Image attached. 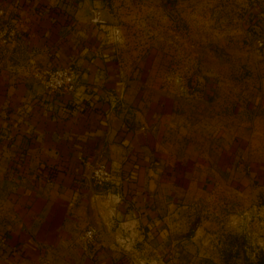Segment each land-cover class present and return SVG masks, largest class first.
<instances>
[{"label":"crops","instance_id":"1","mask_svg":"<svg viewBox=\"0 0 264 264\" xmlns=\"http://www.w3.org/2000/svg\"><path fill=\"white\" fill-rule=\"evenodd\" d=\"M150 1L161 5L128 12L127 21L171 24L175 0ZM88 5L118 25L83 21ZM0 9L19 32L0 61V233L5 234L0 264H40L47 257L55 264H79L82 253L74 246L79 233L99 213L108 230V211L135 228L144 246L115 251V235H104L101 225L104 248L94 264H137L132 260L139 257L140 264H199L205 240L199 224L191 234H167L168 222L160 218L165 205L159 202L167 191L161 185L178 175L179 193L188 191L181 180L187 172L182 164L188 157L181 150L185 131L194 136L232 128L264 135V0H179L185 29L181 25L180 33L192 35L196 58L191 61L199 76L194 93L177 95L164 91L156 75L171 52L154 43L144 53L127 47L126 27L108 0H0ZM179 58L184 67V53ZM31 60L49 69L74 65L77 91H46L26 67ZM174 124L179 125V160L169 154ZM100 160L115 168L121 187L92 182ZM46 169L55 175L47 178ZM210 178L200 192H215ZM95 198L106 202L95 204Z\"/></svg>","mask_w":264,"mask_h":264},{"label":"rangeland","instance_id":"2","mask_svg":"<svg viewBox=\"0 0 264 264\" xmlns=\"http://www.w3.org/2000/svg\"><path fill=\"white\" fill-rule=\"evenodd\" d=\"M108 1L111 3L112 12L116 16H120L122 24L127 28H124V32H122L127 47H138L139 52L144 53L147 46L151 45L153 48L152 44L154 43L155 46L160 47L158 50L164 48L171 52L168 65L163 67L161 72H156V75H161L164 91L177 95L180 92H186L185 90H191L193 85L198 86V79H195L199 76L196 75L197 67L191 61L194 54L190 48L193 43L192 35L189 32L180 33L181 25V29H185L182 22H179V0H175L174 7L169 8V15L173 20L171 24L169 22L154 23L152 19L149 21L135 19L130 24L126 19L128 12L142 13L144 9L141 6L145 7L150 4L155 7L161 3L150 0H146L149 1L148 4L141 2L142 0L137 3L132 0ZM182 53L186 57V62L183 63L184 67L181 66L182 60L179 58ZM181 78L184 79L180 80ZM174 100L176 101V99ZM176 103L179 107V100ZM181 107L183 105L179 108ZM173 119L179 121V116H175ZM169 133L170 137L167 136V138L171 139L170 143H174L170 148L173 151L169 150V154L171 158L177 157L179 160V125L174 124ZM183 134L185 145L181 150L184 151L188 159L185 158V163L182 164L187 172L181 180L184 181V186L188 191L179 193V187H176L179 186L177 185L179 183L178 175L169 185L162 182L161 186L167 193H163L159 197V202L165 205L166 215L164 212L160 218L168 222L167 234L172 237H179V233H183V231L191 234L199 224L200 233L205 237V240L200 243L201 259L199 264H264V244L260 243L264 240L263 133L259 131L257 134L254 131L231 128L213 132L200 130L194 136L191 131H185ZM208 176H211L210 179L215 182V192L211 195L200 192V184L203 180H207ZM115 183H119V185L114 184L116 188L121 187L119 179ZM154 183L160 187L158 179ZM105 202L106 199H94L95 204L104 205ZM108 212H111L110 219H112L110 227H108L109 231L106 230L100 213L97 215L98 217L90 218L88 226L84 229L86 230L90 226L97 229L95 243L85 246L79 242V236L84 230L79 233L74 246L81 251L83 261L87 260L91 264L98 262V254L104 248L101 239L102 232L99 229L101 225L104 228V235L114 234L116 237L113 242V250L124 254L142 250L144 245L142 241H137L135 228L117 222L114 212ZM0 238L1 241L5 238L4 232L0 233ZM168 245L175 247L177 244L168 243ZM155 247V245H151V252ZM137 256L139 257V255ZM139 258H135L132 262L140 264L142 260L141 257ZM45 261L55 264L53 258L47 257ZM83 261L80 259L79 264H82ZM151 264L156 263L152 262Z\"/></svg>","mask_w":264,"mask_h":264},{"label":"built area","instance_id":"3","mask_svg":"<svg viewBox=\"0 0 264 264\" xmlns=\"http://www.w3.org/2000/svg\"><path fill=\"white\" fill-rule=\"evenodd\" d=\"M5 19L6 13L3 9H0V61L2 56L7 53L9 47L15 43L19 37L17 27L12 22H8ZM261 22L264 25V11L261 15ZM26 67L30 69L32 77L46 91L52 93H75L79 87V75L76 67L72 64L65 67L49 69L41 68L34 60H31ZM182 79L184 78L180 80ZM196 88L197 85H193L191 90L185 91L192 94L195 92ZM90 178L98 187H104L113 183L119 185V183H115L118 180L115 168L103 160L96 162ZM96 237L97 229L94 226H90L80 234L79 242L88 246L91 243H95ZM45 260H42L40 264H50Z\"/></svg>","mask_w":264,"mask_h":264},{"label":"water","instance_id":"4","mask_svg":"<svg viewBox=\"0 0 264 264\" xmlns=\"http://www.w3.org/2000/svg\"><path fill=\"white\" fill-rule=\"evenodd\" d=\"M87 9L89 11V15L83 18V21L110 26L118 25V22L112 17L108 16L103 10L92 8L89 5Z\"/></svg>","mask_w":264,"mask_h":264},{"label":"trees","instance_id":"5","mask_svg":"<svg viewBox=\"0 0 264 264\" xmlns=\"http://www.w3.org/2000/svg\"><path fill=\"white\" fill-rule=\"evenodd\" d=\"M47 171V174H46V177L47 178H51L53 175H55V171L53 169H46Z\"/></svg>","mask_w":264,"mask_h":264}]
</instances>
